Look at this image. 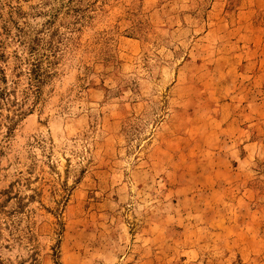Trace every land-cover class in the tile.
<instances>
[{"label": "rangeland", "instance_id": "rangeland-1", "mask_svg": "<svg viewBox=\"0 0 264 264\" xmlns=\"http://www.w3.org/2000/svg\"><path fill=\"white\" fill-rule=\"evenodd\" d=\"M0 264H264V0H0Z\"/></svg>", "mask_w": 264, "mask_h": 264}]
</instances>
